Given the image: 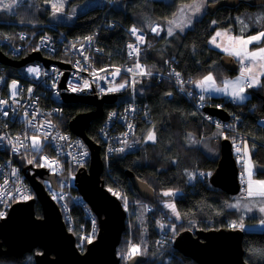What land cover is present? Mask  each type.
I'll return each instance as SVG.
<instances>
[{"label": "trees", "instance_id": "1", "mask_svg": "<svg viewBox=\"0 0 264 264\" xmlns=\"http://www.w3.org/2000/svg\"><path fill=\"white\" fill-rule=\"evenodd\" d=\"M47 1L25 0L10 12L0 11V37L14 42L16 33L25 31L29 35L33 32L39 34L47 32L63 36L66 40H72L82 38L99 28L98 44L102 49V54L97 56L95 66L123 67L129 63L125 55V47L130 38L125 28L135 25L146 31L152 23H158L164 29L165 21L175 13L178 4L191 0H133L130 2L117 0L112 7L109 6L110 0H104L101 7H94L78 14L71 23L62 24L56 28H49L45 25L50 13V9L45 5ZM247 1L249 0H240L235 8L221 7L213 15L205 13L193 22L191 28L183 33L177 32L175 37H168L165 32H162L159 38L147 35L146 44L140 52V61L145 63L146 68L154 75L169 76L167 73L169 69L179 71L186 81V88L193 94H196L192 87L193 83L187 81L195 82L209 72L216 77L217 84H220L224 77H232L236 72L226 71L221 66L220 58L223 54L209 47L208 40L216 29H235V20L238 16H242L240 14L260 7L249 5ZM212 21H217V23L213 25ZM253 32L256 30H251V33ZM33 48L35 46L30 45L26 53ZM7 75L9 78L12 77L10 69L7 70ZM122 78H125V75H122ZM137 79H142L143 83L136 84L135 91L127 88L117 93L116 101L104 106L103 115L90 122L85 134L100 149L98 128L106 111L109 108L124 105L129 100L131 91L134 92L136 102L145 105L149 118L148 123L142 121L136 123L135 134L141 135L139 139L141 145L135 151L110 157L106 165L107 170L103 168L101 178L107 188L119 189L131 201L145 202L147 207L153 211L151 214L146 212L144 224L139 225L136 221V206L131 208L132 242L133 244L139 243L147 250L142 256L146 260L140 264H196L172 249V239L175 235L171 232L164 249L156 247L154 238L159 229L157 220L163 217L169 223H174L177 233L187 229L194 231L228 228L232 221L241 217L245 219L246 227L257 222L250 221L242 211L237 212L228 207V204L236 202L243 193L241 192L243 186L237 196H230L221 189L212 187L208 182L209 177L203 180L199 178L200 172L212 173L220 157V143L217 144L218 148L214 153H205L201 149L203 142L211 138L213 129H217L202 121L197 114L193 115L196 112L190 102L168 80L158 81L155 76ZM262 82H264V77H262ZM166 93H172V95L168 96ZM260 96H264V90L255 89L249 101L243 105L223 101V97H213L210 101L212 105L222 101L223 108L231 117H239L240 129L248 136L245 140L248 141L249 150L254 144L252 157L259 161L254 177L264 179V170L260 169L264 164V128L258 126V121L264 119ZM44 103L45 107L50 106L49 100H45ZM93 110L91 105L80 101L65 103L62 105V115L58 122L70 132L68 123L71 119L76 115ZM149 131H155L156 143L144 142ZM222 139L219 136L216 140L220 142ZM230 140L232 141L231 137ZM236 141L237 145L243 146L242 139ZM21 153L25 155H18L16 162L21 165L22 169L30 165L26 160L33 159V154L31 150H23ZM39 158V155L35 156L36 160ZM102 163L104 167V161ZM240 170L238 165L239 180H241ZM126 171H131L153 190V203L143 200L137 194L128 181ZM188 173L196 174L197 178L189 181ZM170 189L178 190L179 196L165 197L162 195L164 191ZM164 198L175 202L180 213L179 219L165 211ZM69 207L72 223H68L64 216L63 219L67 230L76 235L82 224L81 212L78 207L73 205ZM61 213L63 215L62 210ZM34 214L36 217L42 215L37 202L34 204ZM126 231L127 226L116 248L119 259L121 258L120 253L126 249L124 243V238L127 236ZM242 248L247 264H264V255L260 254V250L264 249V229L243 231ZM38 251L35 249L33 253ZM158 252H161L160 256ZM33 253L20 257L1 254L0 264H34ZM120 264H122L121 260Z\"/></svg>", "mask_w": 264, "mask_h": 264}, {"label": "water", "instance_id": "2", "mask_svg": "<svg viewBox=\"0 0 264 264\" xmlns=\"http://www.w3.org/2000/svg\"><path fill=\"white\" fill-rule=\"evenodd\" d=\"M132 1V0H126ZM240 0H217L207 5L206 13L213 15L219 8H235ZM261 0H249V5H260ZM31 61L42 62L46 67L54 62L41 56L38 51L29 53L20 61H10L0 50V63L22 66ZM56 63V62H55ZM58 64V63H56ZM221 66L229 72H237L238 65L228 55L220 58ZM60 67L66 65L59 64ZM64 82V77L63 81ZM254 93V90H250ZM116 95L102 98L64 95L63 102L80 101L91 105L94 110L76 115L68 123L69 131L80 138L89 152V162L75 171L76 192L90 209L97 221V235L88 243L83 252L75 246V237L64 223L59 207L45 191L43 182H48L56 189V176L47 168L23 167L22 173L32 188L35 196L30 200L13 203L4 219L0 220V255L20 257L33 253L34 264H120L116 248L125 231L126 212L121 201L112 195L101 178L103 163L99 146L92 143L85 134L90 122L103 115V106L113 104ZM264 111V96H260ZM203 111L222 121L229 120V113L224 108L204 106ZM32 171V174L29 172ZM126 176L137 194L149 203L154 202L153 190L139 180L131 171ZM212 187L219 188L227 195L237 196L241 190L238 165L233 154L230 139L220 141V157L215 169L208 178ZM41 208V217L34 214V204ZM243 231L228 228L209 230H183L172 239V249L184 258L196 264H247L242 248ZM145 257L137 256L125 264H140Z\"/></svg>", "mask_w": 264, "mask_h": 264}, {"label": "built area", "instance_id": "3", "mask_svg": "<svg viewBox=\"0 0 264 264\" xmlns=\"http://www.w3.org/2000/svg\"><path fill=\"white\" fill-rule=\"evenodd\" d=\"M111 1L112 0H110V2ZM110 2H109L110 7H112L116 3V1L113 4H110ZM155 25H159V24L152 23L146 31L142 30V34L145 36V38L149 34L157 38L161 36V35L159 36L154 35L151 32V26H155ZM133 26L135 25H131L125 28V31L130 38L127 44L135 43V37L132 36V34L129 32V29ZM136 28L139 29L138 27ZM98 34H99V28L95 29L91 34H87L82 38H77L72 40H66L63 36L53 35L47 32H43L41 34H39L38 32H33L29 35V33L25 31H18L16 33V40L14 42L7 41L6 39L0 37V49L2 50L4 55L12 61H20L29 53L34 52L35 51L34 49L37 46H40V50L38 52L41 54L42 57L54 61L50 63L47 67L42 62L39 61H31L22 66H14V65L12 66V65H6L0 63V99H8L11 104L10 85L12 80L18 81L20 87L24 89V91L21 92L20 96L18 97L19 105L15 106L18 114L15 116L10 114V116L7 118L0 117V134H4L5 132H7V134L13 138H15L17 135H20L21 139H23L22 133H24L25 131L31 134L32 129L26 127V123L23 119V112L24 110H27L29 112V118H30L31 114L38 109L40 114L37 116V122L50 121L51 124L53 125L51 129V133L53 136L60 134V135H65L69 138L67 141H52L50 136L49 140L45 142L48 146L44 148L43 155L48 157L49 160H57L59 163V167L57 168V174L55 175L56 189H53L52 186L50 187V183L48 182H44L43 185L45 191L53 200V202L59 207L60 211L62 210L63 212L62 217L64 216V218H66L68 223H72L69 205H73L76 208L78 207L79 211L81 212L80 217H82V224L80 225L79 230L76 232V235H74L75 246L80 252H83L86 245L88 244L84 239V237H91L93 241L98 231L96 218L92 214L90 209L87 207V205L80 198V196L77 194L75 187V178L74 179L72 178L75 177V171L78 168H80V166L76 163L73 157H76V159L81 160V162L84 165L83 167H85L86 165H88L89 162V152L84 142L80 138L75 137L70 132L65 130L61 126L62 124L58 122V119L62 115V105L65 104L63 102L64 95H74L80 97L93 96L96 98H102L106 95L117 94L114 93V94L105 95L101 93L100 91L101 88L113 86L111 84H106L103 80H98L95 83H93L90 91H85L81 93H71L64 91L67 80L72 79L73 77H81L83 79L91 80L92 77L90 76L89 73L91 72L92 69L104 68V67H96L94 64L97 56L102 54V51L99 52L95 51V49H101L98 44ZM88 36L94 37L91 44H89L85 39ZM43 37L50 38V46H45L42 44ZM73 44L76 45V48H80L81 45L84 46L85 54L90 57V66L88 64H84L83 57L79 54V52H77L75 49L71 47ZM30 45L35 46V48H33L31 51H28L26 53V50L29 48ZM143 46L144 45H141V49L143 48ZM128 51L129 50L127 49V47H125V55L126 58L129 60V63L125 64L123 67L122 66L119 67L121 69V78L122 75H125V77H130L131 74L123 70L132 67L135 62V58L128 57L127 55ZM23 53L25 55H23ZM77 60H80L81 66L88 69V71H77V65H76ZM55 62L58 64H56ZM140 62L143 65H145V63H143L142 61ZM59 64H63L66 66L60 67ZM30 66L31 67L39 66L41 68L42 74L39 79H36L27 73L26 69ZM8 69L11 70V75H12L11 78H9V76L7 75ZM171 71L172 70L169 69L167 73L169 74ZM45 72L48 73V75H44L43 73ZM100 75L104 76L107 75V73H100ZM53 76L56 77L58 80L59 87L57 89L52 88L53 80L51 79V77ZM153 76L157 77L158 81H161L162 79H166L169 82H171L173 85H175L177 90L181 94H183L190 102L191 106L193 107L198 117L205 123L211 125L215 129H217L215 127L217 123L225 126L229 124H234L235 128L234 129L225 128L224 134L230 137H235L236 140L242 139V141H245V139H248V136L245 133H243V131H241L240 129V121L236 120L234 116L230 117L228 121H222L219 118L210 116L209 114L203 111L204 106H216L217 104L223 105L222 101L216 103V105H212L210 100H206L203 107H200L199 106L200 102L196 98L197 93L196 94H193V92L191 93L186 88L185 83L183 87L186 91L184 92L180 91V86L176 84L175 82L176 78L173 75L169 74V76L167 75L158 76L155 74ZM63 77H64V82L62 83ZM121 78H117L116 83L122 82ZM28 87L33 88L32 96H29L26 91ZM56 92H59V95H56L55 94ZM189 93H191L192 95H189ZM45 100L50 101L49 107H45V103H44ZM223 101H228V99L223 97ZM20 105H23V107H20ZM129 106L134 107L135 112L125 111V109L128 108ZM113 112L117 113V115L110 120L109 116ZM260 120H264V119H260ZM137 121L148 123L149 118L145 105L138 104L136 102L135 94L133 91H131L129 100L124 105L120 107H112L106 111L105 116L98 128V135L100 138V145H101L100 156L102 161H105L104 162L105 170H107L106 163H108L110 157L132 152L140 147L141 143L139 139H137L135 136ZM5 122H7L6 128L4 127ZM129 124L133 126L131 129L128 128ZM125 132L129 133L127 137L124 136ZM125 138L129 141L132 147L126 148V151L123 153L116 152L115 149L125 147V145L120 142ZM41 140H43V137H41ZM77 142L83 143V145L85 146L88 152L87 157H80V153L81 151H83V149L77 146ZM109 148L113 149V151L109 152ZM23 150L25 149H21V151ZM17 158L18 155L10 151L6 142H4L3 145H0V194H2L4 197L3 200H0V211H4L6 215L8 213L10 206L13 203L22 201L19 199L16 189H20L21 192H26L31 196L30 193L31 189L26 179L23 176L22 170L20 168L21 165L18 162H16ZM13 168L19 169L16 177H13L11 175ZM47 170L50 172V169L47 168ZM58 178L61 179V184H59ZM4 180H8L9 182L5 185ZM117 191H119V189H112V192L110 191L109 192L113 195V192L117 193ZM54 195L57 197L56 199L53 198ZM123 195L125 196V194ZM123 208L126 212V218H125V227H126L128 224V215H127L128 213L124 205ZM146 208H147L146 209L147 213L151 214L153 212L151 208L148 207ZM161 220H163V222H161ZM156 222L164 223L165 221L164 218L162 217ZM228 228L230 227L228 226ZM128 231H129V226H127L126 232ZM154 242L156 247L160 249H164L167 243V233L166 231H164V229L163 230L158 229L154 238ZM127 261L125 260L124 263L122 264H125Z\"/></svg>", "mask_w": 264, "mask_h": 264}, {"label": "snow or ice", "instance_id": "4", "mask_svg": "<svg viewBox=\"0 0 264 264\" xmlns=\"http://www.w3.org/2000/svg\"><path fill=\"white\" fill-rule=\"evenodd\" d=\"M25 0H0V11H12L18 4L24 3ZM212 0H193L191 5H185L181 7L179 12V22L175 20L168 21L169 27L167 29H162L159 25L151 26V32L154 35H161L162 32H165L168 37H175L177 34V30L180 33H183L185 29L190 28L193 25V21L195 18L203 14V10L206 6L211 3ZM66 6V0L64 2L57 4L52 3L50 5V10L53 16H60L63 14V9ZM253 6H260L264 9V0H261L260 5H253ZM264 20V10L258 14V20ZM217 21H212V24L215 25ZM241 23H243L241 21ZM129 32L132 36L135 37V43L127 44V49L129 50L127 55L129 58H135L134 65L132 67L126 68L123 71L130 73V77L121 78V69L116 67L115 65H110L108 67L100 68V69H92L89 73L92 77L91 80L83 79L81 77H73L66 81L64 91L71 92V93H81L85 91H90L92 88V84L98 80H103L106 84H111L113 86L101 88L100 91L103 94H114L121 92L124 89L131 88L135 91V86L138 83H143L142 79H137V77L144 78V77H152L154 73L147 69L145 65L140 62V52H141V45L146 44V38L142 34L141 29H137L135 26L129 29ZM222 35L227 36V42L222 46L221 43L217 42V38L221 37ZM89 44L93 41V36H88L85 38ZM209 43L212 44L215 48L220 49L222 52L226 53L228 56L234 58L236 62L241 66L239 69V75H237L234 79H224L221 83L217 84L216 77L209 72L207 75H204L198 81H187L188 83H194L195 88L198 90L196 98L198 99L199 106L203 107L206 100H210L213 98L214 95H220L228 99L230 103H234L237 105H243L246 101H249L250 96L253 94L249 90L251 89H259L264 90V82H262V77H264V30L256 32L251 35L243 36V35H231L227 32L222 33L219 30H215L214 34L211 36ZM42 44L45 46H50V38L43 37ZM258 45V47L249 50V46L251 45ZM75 49L79 54L83 57L84 64H88L90 66V57L85 54L84 46L81 45L80 48H76V45L73 44L71 46ZM35 51L40 50V46H37ZM95 51H102V49H95ZM168 63V61H165ZM77 71H88V69L81 66V61H76ZM27 73L30 76H33L36 79H39L42 74V70L39 66L36 67H28L26 69ZM100 73H107V75L101 76ZM44 75H48V73H43ZM173 75L176 79L175 82L180 86V91H186L183 87L185 81L182 79V74L175 69L169 73ZM117 78H121L122 82L116 83ZM53 80L52 88L57 89L59 87L58 80L56 77H51ZM11 93H10V101L8 99H0V117L7 118L11 115H17L16 107L19 105V99L21 92L24 91L16 80H12L10 85ZM29 96L33 95V88L28 87L26 89ZM59 95V92L55 93ZM166 95L171 96L172 93H166ZM189 95H192L189 93ZM23 107V105H20ZM216 107L223 108L222 104H217ZM11 110V112H10ZM127 112H135V108L129 106L125 109ZM39 110H35L31 117L29 118V112L24 110L23 112V119L26 123L27 128L32 129V133L29 134L27 131L22 133L23 139H21L20 135H17L15 138L9 136L7 132L4 134H0V145H3L6 142L7 146L9 147L10 151L16 155H25L21 153V149L31 150L33 154V159H27V164L33 165L35 167L40 168H48L50 169L51 175L57 174V168L59 167V163L57 160H49L48 157L43 155V150L46 146H48L45 142L49 140L51 136L52 141H67L69 138L65 135L57 134L55 136L52 135L51 129L53 125L50 121L48 122H37V116L39 115ZM196 113H193L195 115ZM117 113L113 112L110 114L109 119L111 120L115 117ZM210 119V118H209ZM236 120H239V117H235ZM258 126L264 128V120H260ZM4 127H7V122H5ZM133 126L131 124L128 125V128L131 129ZM217 129H219L218 135L223 139L227 140L230 139L229 136L224 134V129H234V124L229 125H221L217 123L215 125ZM128 132L124 133V136H128ZM43 137V140H41ZM232 143L235 147V151L237 153H243V156L239 157V159H243V157H247V160L244 161V175L247 177L245 192L247 193L248 202L242 203L241 201H236L233 203L228 204L230 209H234L237 212H245L248 214L259 213V216L249 215L248 219L255 220L257 225L260 227H264V179H255L253 180L252 177L256 174L255 169L256 166L259 164V161H256L252 157V152L254 151V144L253 148L249 150L248 141H243V147L237 145V141L235 137H231ZM125 147H121L115 149L116 152L123 153L126 151V148H131L132 145L129 141L125 138L120 141ZM156 143L157 137L155 131H149L146 139L144 141ZM77 146L83 149L80 153V157H87L88 152L83 145L82 142H77ZM113 151V149L109 148V152ZM39 155V160L35 159V156ZM71 155V154H70ZM76 163L83 167V163L81 160L76 159L73 157ZM175 163V161H173ZM19 169L13 168L11 175L13 177L17 176ZM200 179L208 178L211 173H204L200 172L199 174ZM73 179L75 177H72ZM197 178V175L194 173H188V180L193 181ZM243 179V176H242ZM9 181L4 180V184L6 185ZM63 186V185H62ZM51 187V185H50ZM112 192V189H109ZM17 195L19 199L22 201L30 200L32 197L27 194L26 192H21L20 189H16ZM178 190H167L162 193L165 197H174L177 195ZM113 195L119 197V194L113 192ZM3 195L0 194V200H3ZM54 199L57 197L54 195ZM259 202L260 206L256 207L255 204ZM125 207H127V200L125 197ZM164 208L170 210L173 216L176 219L180 218V213L176 208V204L174 201L166 202L164 204ZM6 213L4 211H0V219H4ZM160 229H165L166 224L157 222ZM168 230L171 231L174 235H177L176 225L173 223L170 226H167ZM230 230L233 231H245L246 224L245 219L243 217L238 218L236 221H232L230 223ZM87 243L92 242L91 237H84ZM159 243V242H158ZM147 250L142 248V246L137 244H132L130 242L129 249L127 253H123L122 257L127 261L129 259H135L137 256L142 257ZM260 254L264 255V249L260 250Z\"/></svg>", "mask_w": 264, "mask_h": 264}, {"label": "rangeland", "instance_id": "5", "mask_svg": "<svg viewBox=\"0 0 264 264\" xmlns=\"http://www.w3.org/2000/svg\"><path fill=\"white\" fill-rule=\"evenodd\" d=\"M115 1H117V0H112L111 2L110 1L109 2H110V4H113ZM148 1H153V0H148ZM162 1H169V0H162ZM213 1H217V0H213ZM62 2H64V0H48L47 2H45V5L50 9V5L52 3L60 4ZM128 2H130V1H128ZM103 3H104V0H66V6L63 9V14L60 15V16H55L54 17L53 14H52V12H51V10H50L48 22L45 25L48 26L49 28H56V27H58L59 25H62V24H69V23H71L74 20L73 18H75L76 15L81 14V13H83V12H85V11L91 9V8H94V7H98V6L101 7L103 5ZM192 3H193V0H191L189 2L179 3L178 6H177V9L175 11V13L169 19H167L165 21L164 29H167L169 27L168 21H170V20H175L176 22H179L180 16H179L178 10L181 7L185 6V5H191ZM254 7H256V6H254ZM260 9H261V7L256 8L254 11H245L242 14H240L242 16H238L237 19H258V14L260 13ZM206 10H207V6L203 10V14L200 15V16H198L197 18H195L194 21L197 20L198 18H201L206 13ZM236 27L238 28V26H236ZM185 30H187V29H185ZM216 30L221 31L222 33H225L227 31L228 33L231 34L232 31H233V28L216 29ZM177 32H179V31L177 30ZM213 34H214V32H213ZM217 42L218 43H221L222 46H223L227 42V39H223V35H222L221 37H218L217 38ZM208 46L211 47V48H213V49H215V50H218V51L220 50V49L215 48L212 44H210L209 41H208ZM225 55H227V54H225ZM10 93H11V89H10ZM218 133H219L218 130H214L213 129V132H212V134L210 136L211 138L209 140L204 141L203 144L201 145V149L205 153H214V152H216V150L218 148L217 147V144L219 145V143H220L219 141L217 142V140H216L219 137ZM241 147H243V146H241ZM233 153H234V155L236 157L237 164L240 166V168L243 169V173H244V171H245V169H244V161L247 160V157H243V159H239V157L243 156V153H237L235 151L234 145H233ZM260 169L261 170H264V164H263V166L260 167ZM256 170H257V166H256V169H255V172H256ZM252 179L255 180L257 178H255L253 176ZM58 180H59L58 181L59 184H61V179L58 178ZM240 181H241V186H243V188L241 190V192H243V193H241V195L237 199V201L239 200L242 203H247L248 202V199L245 198V186H244V184H245L244 181H247L246 175H243V179H241ZM108 190H109V188H108ZM117 193L119 194V197L118 196L117 197L120 199V201L125 206V196L122 194L121 190L117 191ZM179 194H180V192H178L177 195H175V197L176 196H179ZM126 200H127V207H125V208H126V211L128 213L127 214L128 215V224H127V226H129V231L127 232L126 238H124V243L126 244V249L122 253H120L121 263H124V261H125V259L122 257V254L123 253H127L128 249H129V246H130V242L133 244V242H132L133 235H132V230H131V228H132V222H131V217H130L131 216V208L134 205L136 206L135 207V211H136V221H137V223L139 225H143L144 224L145 218H146V211H147L146 210L147 209L146 208L147 207V204L145 202L131 201L127 197H126ZM164 200H165V203L166 202H170V201L166 200V198H164ZM255 206L256 207H259L260 206V203L257 202L255 204ZM165 211L168 212L170 215L172 214L170 212V210H168V209H165ZM243 214H246V216H249V215L259 216V213L248 214V213L243 212ZM164 221H165L164 223L166 224V228L164 229V231H166V233H167V239H168L169 238V233L171 231L168 230V227L167 226H170L171 223H169L167 221V219H164ZM161 222H163V220H161ZM157 225H158V223H157ZM250 226H252V227L255 226V228L259 227L257 225V223L256 224H252ZM229 227H230V224H229ZM171 234H173V233L171 232ZM160 253L158 252L159 256H160ZM32 256H33V254H32Z\"/></svg>", "mask_w": 264, "mask_h": 264}, {"label": "crops", "instance_id": "6", "mask_svg": "<svg viewBox=\"0 0 264 264\" xmlns=\"http://www.w3.org/2000/svg\"><path fill=\"white\" fill-rule=\"evenodd\" d=\"M262 10H264V9H260V13L262 12ZM257 20L258 19H236L235 22H236V26H238V28L236 27L235 29H233L231 35H243V36H247V35H251V34H254L256 32H259L261 30H264V20H259V22H257ZM241 21L243 23H241ZM251 30H256V32L251 33ZM228 34H230V33H228ZM223 39H227V36L223 35ZM253 45H255V44H253ZM253 45L249 46V50H252V49L258 47V45H256V47H253ZM219 52L223 53V55L226 54V53L222 52L221 50H219ZM234 61L236 62L235 59H234ZM237 65H238V71L236 72V74L234 76H232V77H224L223 80L224 79H234L237 75H239V69H240L241 66L238 63H237ZM192 87H193L195 93H198V90L195 88L194 83L192 84ZM251 90H255V89H251ZM213 97L221 98L223 96L214 95ZM135 136H136L137 139H140V137H141V135H135ZM241 175L242 176L244 175L242 168L240 170V177L242 179V176ZM244 183H245L244 186H246V181H244ZM245 198L248 199L246 192H245ZM246 229L260 230V229H264V227H260L259 226V227L255 228V226H253V227L252 226H250V227L248 226V227H246Z\"/></svg>", "mask_w": 264, "mask_h": 264}, {"label": "flooded vegetation", "instance_id": "7", "mask_svg": "<svg viewBox=\"0 0 264 264\" xmlns=\"http://www.w3.org/2000/svg\"><path fill=\"white\" fill-rule=\"evenodd\" d=\"M33 168H40V167H35V166H33ZM29 174H32V171H30ZM42 182H43V184H44V181H42ZM27 183H28V182H27ZM28 185H29V183H28ZM29 187H30V185H29ZM30 189H31V191H30V193H31V197L34 198L35 194H34V192H33V190H32L31 187H30ZM21 202H23V201H21ZM35 253H36V252H35Z\"/></svg>", "mask_w": 264, "mask_h": 264}, {"label": "bare ground", "instance_id": "8", "mask_svg": "<svg viewBox=\"0 0 264 264\" xmlns=\"http://www.w3.org/2000/svg\"><path fill=\"white\" fill-rule=\"evenodd\" d=\"M6 40L9 41L8 39H6ZM104 106H105V105H104ZM104 106H103V108H104ZM230 117H231V116H230ZM230 117H229V118H230ZM228 229H230V228H228Z\"/></svg>", "mask_w": 264, "mask_h": 264}]
</instances>
